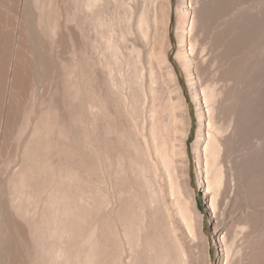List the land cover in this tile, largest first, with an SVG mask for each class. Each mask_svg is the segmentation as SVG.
Returning a JSON list of instances; mask_svg holds the SVG:
<instances>
[{
	"label": "bare ground",
	"instance_id": "1",
	"mask_svg": "<svg viewBox=\"0 0 264 264\" xmlns=\"http://www.w3.org/2000/svg\"><path fill=\"white\" fill-rule=\"evenodd\" d=\"M177 2L217 264H264V0ZM172 14V0H0V264H100L94 202L125 159L165 236L145 244L127 221L131 253L112 264L214 263ZM72 214L87 229L76 259L60 234Z\"/></svg>",
	"mask_w": 264,
	"mask_h": 264
},
{
	"label": "rangeland",
	"instance_id": "2",
	"mask_svg": "<svg viewBox=\"0 0 264 264\" xmlns=\"http://www.w3.org/2000/svg\"><path fill=\"white\" fill-rule=\"evenodd\" d=\"M172 3H173V14H172L173 25H172L171 33H170L171 34L172 47H171V50L169 51V59H170V62L176 67L177 73L180 76L181 85L183 86V89L185 91L186 102H188V104L190 105L191 115L193 118V128H192V132L190 135V139L188 141L189 153H190L189 180H190L191 187L194 190H196L197 203H198L199 207L201 208V211L204 214V217L206 219L205 229L209 233V244L211 247V253H212V258H213V262H214L213 264H217L218 246L216 245V240H215L214 236L211 235L212 234L211 222L209 220V215L207 214V205H206V201L203 199L202 190H200L201 189L200 185L206 187V183H205V180H203L201 182V178H199L197 175L196 164H195V160L193 159V154H192V150H191V146L195 140L196 129H197L195 105L192 102V98H191L190 90H189V87H188V84L186 81V77H185L182 69L180 68V66L177 64V61L175 58V54H176V51L178 48L177 47L178 46L177 45L178 44L177 38L175 37L176 36L175 35V23H176V18L178 15L179 4H178L177 0H172ZM113 148L111 149L112 151L110 150L111 156H113V153H114ZM126 161H127V159H125L123 161V165H124L123 169L125 167V170H124L125 172H123L121 174V176H120L121 180H118L117 182H113V181L109 180V183L105 182L107 185L104 183L103 184L101 183L102 185L100 184L101 187H103V189L101 187L100 188L102 190H105V191H103L104 193L101 192L103 195L102 198H105L103 200H106L107 196L109 198L107 201H105L106 205L108 202V205L104 206V204H105L104 203L103 206H101L102 205L101 203L99 205L98 202L95 201L96 204L94 202V205L97 207V211L94 213L97 214L96 219H98L99 221H98V226H95V228L96 227L97 228L96 229L93 228L94 229L93 231H95L94 232L95 237L93 236V234H92V236H93V238H96L97 244H99L101 246L100 248H97L99 250L100 264H107V263L112 264V261H114L116 259L117 254H119V252L121 251L120 246L122 245V243H124V244L127 243V241L123 240V239H122V243L119 242L120 241L119 236L123 235L122 225L124 226L125 224H127V221H128V225H131V224H129V222H130V223H132L133 226H135L134 224H136L137 221L139 222V220H141L142 222H145L144 223L145 227L144 226L142 227V228H144L143 229L144 230L143 231L144 232L143 233V243H145V244H146V241L148 242V241H151L153 239H154V241H156L155 243H158V241L160 240V237L165 236V227L163 224L164 221L162 218V213L159 211H156L154 209H153L154 211L152 212V210L150 208V206H151L150 205V198H149L150 194H149L148 189H147V191H146V188L144 189V187H146V186L144 185V183H142L143 181L141 180V178L138 175H135L136 173H134L133 169L130 167L131 166L130 163L127 164L129 161L128 162H126ZM127 166H128V168H127ZM132 173H134V174L130 175ZM123 175H125V176L123 177ZM134 175L140 179L136 180L138 178L133 177ZM139 181H140V183H138ZM160 181L162 182V185H163L164 182L161 178H160ZM138 186H140V187H138ZM134 188H135V190H134ZM114 189H116V190H114ZM120 189H121V191H120ZM137 190H138V193H136ZM120 192L121 193L124 192L125 195L124 194L122 195ZM128 192H130V193H128ZM105 193H107V194L105 195ZM119 194H121V195H119ZM138 197H140L142 200L138 199ZM100 199H101V197H100ZM141 202H142V204H141ZM145 203H148L150 205L149 207H146L148 209L144 208L145 205H143V204H145ZM148 204L146 206H148ZM141 205L144 206L142 208H143V210L145 209L146 212L143 210L142 211L140 210ZM152 206L155 207V204L154 205L152 204ZM155 212H156V214H155ZM143 213H146L145 215L148 218L147 219L145 216L146 221H145V218L143 219V215H144ZM151 214H153V215H151ZM137 215H138V217H137ZM73 216L74 215L72 214L70 218L68 217L65 219L64 228H62V229L60 228V234L62 237L61 242L63 243V248L65 249V255H67V254H70V256L73 255V257L76 259V252L80 248V244L78 245V242H80L83 239V234L85 233L84 231H87V229L83 226L81 227L79 224L80 222L77 219V217L76 216L73 217ZM89 218H91V216H89ZM137 218L139 220H137ZM129 219H131L133 222L131 220L129 221ZM123 220L126 223H124ZM135 220H137V221L135 222ZM114 222H117V223H114ZM142 222H141V226H142ZM122 223H124V224H122ZM150 223L152 224V226L150 225ZM120 233H121V235L118 236V234H120ZM81 235H82V237H81ZM157 238H158V240H156ZM127 245L128 244H126L122 247L125 250L128 249L130 251L129 246L127 248ZM86 248L87 249L89 248V243L86 245ZM125 250H124V253H126ZM128 250H127L128 253H126V254L130 255L129 253H131V251L129 252ZM124 256L126 257L127 255L124 254ZM113 258H115V259L113 260ZM127 260H129V259L128 258L126 259V263H127Z\"/></svg>",
	"mask_w": 264,
	"mask_h": 264
}]
</instances>
